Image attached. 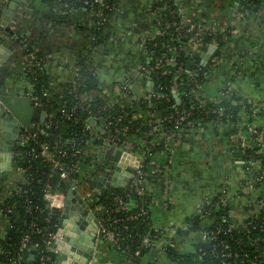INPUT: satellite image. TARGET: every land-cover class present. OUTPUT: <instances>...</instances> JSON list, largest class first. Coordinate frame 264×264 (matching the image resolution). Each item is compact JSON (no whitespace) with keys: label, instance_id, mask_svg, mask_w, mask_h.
<instances>
[{"label":"crops","instance_id":"crops-1","mask_svg":"<svg viewBox=\"0 0 264 264\" xmlns=\"http://www.w3.org/2000/svg\"><path fill=\"white\" fill-rule=\"evenodd\" d=\"M11 1L0 0V104L3 112L9 114L5 117L3 113L0 118L9 121L11 117L17 118L20 129L16 132L17 139L26 130L35 133L46 131L48 128L45 120L57 113L53 105L39 106L34 103V89L27 72L23 41L46 55L45 70L50 94L67 90L86 64L94 67L98 75L99 91L96 95H103L113 104L126 106L140 101L150 90L151 82L140 70L141 64L149 60L141 42L155 37L159 31L158 10L155 7L158 0H112L115 12L109 21L108 36L103 40L96 38L90 31L94 19L92 12L78 6L77 2L18 0L11 19L4 24V16ZM179 1L181 12L185 13L184 23L198 14V27L224 29L222 34L229 30V35L223 36L224 44L216 48L207 63H204L202 54L207 53L211 45H215L211 42L202 46L204 50L198 54L200 63L196 67L191 66V73L203 75L199 83V97L214 99L223 93L237 95L256 106V112L251 116L243 114L241 127L252 125L263 132L264 4L244 19V16H238L241 12L240 0ZM231 26L234 27L228 29ZM19 38L22 39L18 41ZM214 57H218L216 64L212 63ZM199 64L207 70L205 75L198 69ZM117 85L126 86L123 94H116L114 87ZM19 99L31 102L29 111L18 106ZM152 119L147 122L146 131L154 126ZM246 133V130L234 133L232 125L226 122H206L195 133H188L178 141L167 142L165 149L156 151L147 161L143 148L145 133L132 136L135 154L134 160L129 163L133 162L135 166L146 163L150 172L158 167L164 170V178L158 176L148 184L156 201L150 209V220L153 228L167 229L169 232L173 227L183 231L173 236L175 249L179 253L193 251L201 239L194 230L183 229L186 224L197 219L201 202L205 198H217L224 187L231 194L240 193V197H234L235 204L232 207L239 221L243 217L242 205L248 199H264V183L256 180L261 163L249 161L245 157V149L250 146ZM6 141L4 145H8ZM13 153L14 161L8 163V157L0 161L1 238H5L11 228V215L1 208L26 179V172L18 166L14 149ZM119 164L124 162L119 161ZM165 179L169 181L168 189L164 184ZM244 187L250 191L248 196L242 194ZM85 189L84 186L81 191L89 194L90 189ZM76 216L83 217L98 229L96 215L93 222L88 220L87 213L77 208L73 218L76 219ZM208 222L205 220L200 226H206ZM69 229L74 235L71 238L75 237L77 242L81 236H86L83 232L87 231L80 224ZM96 235V256L121 264H133L119 255L111 242L104 238L103 242H99L102 236ZM60 237L66 241L68 235L62 233ZM166 242L167 238L162 237L156 247L158 253L151 256L152 249L147 251L139 264H175L161 249ZM28 258L29 249L25 260Z\"/></svg>","mask_w":264,"mask_h":264},{"label":"trees","instance_id":"trees-1","mask_svg":"<svg viewBox=\"0 0 264 264\" xmlns=\"http://www.w3.org/2000/svg\"><path fill=\"white\" fill-rule=\"evenodd\" d=\"M68 1L77 2L78 6L93 10L95 23L91 24L90 31L99 40H103L108 36L109 21L102 24L99 21L103 16L108 15L111 17L115 12L112 0H105L110 5L106 9H102L100 2H95V0ZM85 1H89V3L87 4ZM240 2L239 9L244 12V19H247V15L257 11L264 4V0H240ZM164 6H166L165 9ZM155 7L161 12V15H158V30L160 32L165 29L166 24L175 23L176 25H182V27L176 30L175 25L170 26L165 29L166 33L156 34L153 40H148V51L153 49V56L155 57L163 54L172 57L177 54L174 47L186 45L197 32L199 15L190 17V21L187 20L184 23L183 15L185 13L178 11L181 7L179 0H158ZM1 14L2 10L0 9ZM233 27H228V29ZM228 31L226 36L229 35ZM223 36L225 34H207L202 38L205 45L214 39H219L221 46L224 44ZM21 39L19 38L18 41ZM155 42H157L156 45ZM28 45L33 48L31 44ZM26 52L27 49L24 47V53L26 54ZM37 54L39 57H46L41 51H38ZM180 54L182 57L178 65L169 64L166 66L169 73L163 74L161 69L156 72L155 82L156 85L159 84L160 86L156 87L157 95L153 96L151 100L141 99L126 106L112 103V106H108L106 109L101 107L107 101V98L96 95V92L99 91L98 75L95 68L90 65L86 64L79 71V75L70 87L63 93L58 94H50L46 70L28 74L30 81L35 83V93L41 98L44 105H53L57 110V113L50 118L52 121L50 127L46 131L39 132L38 138L41 141H48L51 149L56 152L60 149L66 150L69 157L63 158V161L67 162L69 166L83 167H77L71 171V178L78 181L79 190H82L84 186L85 190L95 187L99 174L105 170L104 158L98 155L97 150L95 151L96 145H101L102 139L101 137L98 138L97 134L92 133L87 124L89 117L93 114L110 116V119H115L114 122L121 115L122 120L109 127L112 137L118 134L122 140H125L128 138L133 139L132 136L134 135L145 133L146 143L143 148L150 153L165 149L169 141L183 138L188 133V127L186 126L188 120H191L196 128L206 122H226L232 125L234 133L246 130V134L249 135L246 126L241 127L242 117L243 114L251 116L256 112V106L232 93L229 95L223 93V95L221 94L214 99L199 97V86L194 87V80L199 84L203 75L196 76L190 70L191 66L196 67L197 63H200V56L187 49L181 50ZM179 65L183 66L181 72L177 71ZM173 84L177 85L178 98L174 93ZM195 88L196 91H193ZM86 96H92V98L86 99ZM62 108H65L71 114V117L64 116L60 111ZM213 108L217 109L218 112L211 111ZM148 111L153 115L149 116ZM177 111L188 112L189 116L185 122L177 123L175 120L179 114ZM140 112L142 113L140 117H133L135 113ZM152 117V120L159 121L153 123L154 126L150 128V131H146V124ZM123 127H127L125 135L116 132V128ZM161 132L164 133V136H161ZM173 133L174 136H171ZM180 134L182 136H179ZM104 136L107 137L108 134H104ZM32 148L38 151L39 143L29 139L25 142L17 141L14 144L15 151H22L21 155H17V163L18 166L26 170L28 181L21 183L2 206L11 215V228L5 238L0 237V264H13L15 260L20 261V264H55L57 261L58 254L52 236L63 224L65 215H62L60 209L52 211L48 208L44 194L47 190H58L67 193L68 182L62 180L60 173L42 156L28 154L27 151ZM76 148H80L81 151L73 154ZM245 154L249 161L259 160L262 166L261 169H263L264 148L255 140H250V146L246 147ZM148 159L149 157L146 161ZM142 168L147 169L146 163ZM148 179L152 182L156 180L153 176L148 177ZM116 197H120L124 201V207L116 203ZM97 198L98 200L91 206L94 207L97 204L105 208L97 214L102 217L104 227L108 231L116 233L118 247L115 250L126 260L132 261L133 264L141 263L143 256L149 251L147 247L142 245L144 236L148 234L157 235L151 225L150 210L147 214L140 213L141 208H147L152 198L151 193H139L136 190V185L130 183L123 187L111 186L107 192L97 195ZM8 209L13 212H9ZM225 212L226 210H220L216 215L220 218ZM136 215L138 216L136 217ZM128 216L131 217L128 218ZM197 220L198 218L192 225L194 231H198L203 227L197 223ZM258 222V220H254L253 224L257 225ZM33 223H35V226H33ZM217 226L220 227L215 225L212 229H217ZM226 227V224L222 225V228ZM37 229H41V231L38 232ZM181 232L183 231H179V233ZM26 233L30 236L28 245L37 246L33 263H28L25 260L28 255V248L22 246V240ZM247 235L260 237L261 240L257 245H253L247 240ZM221 240L230 243L233 250L240 252L241 259H243L244 252L253 257L255 254L262 253L264 249V231L260 230L259 227L249 226L247 231L246 228L238 226L230 233L220 232L217 249L221 248L219 244ZM200 247L203 250L207 248L201 244H196L193 251L182 254L176 249L168 247L165 253L175 264H203L200 259L202 254ZM136 250H140V254L134 256ZM206 251L210 254L212 249H206ZM205 258L204 261H209L208 256H205Z\"/></svg>","mask_w":264,"mask_h":264},{"label":"built area","instance_id":"built-area-1","mask_svg":"<svg viewBox=\"0 0 264 264\" xmlns=\"http://www.w3.org/2000/svg\"><path fill=\"white\" fill-rule=\"evenodd\" d=\"M95 2H100L101 6L103 7L102 9H106L109 8L110 5L108 3H106L105 1H100V0H95ZM85 3H89V1H85ZM164 9L166 8V6L163 7ZM101 9V10H102ZM93 14V16L95 15L93 10H90ZM178 11H181V7L178 9ZM158 15H161V12L158 11ZM239 17H243L244 13L243 12H239ZM111 17H109L108 15L103 16L99 23H105L107 21H110ZM95 21L93 19L92 24H94ZM175 25V29L178 30L180 29V27H182V25H176L175 23H171V24H166L165 25V29L169 28L170 26H174ZM163 31H158L157 34L159 33H166V30ZM224 33V29L223 30H219V29H212V28H206L203 26H199L197 32L195 33V35L193 37L190 38V40L188 41V43L186 45H182L180 47H174V49L177 51V54H175L174 56L170 57L167 56L166 54H163L161 56H153V49L148 51V40H153L155 37H152L150 39H144L142 40L141 44L144 48V50L146 51L147 54V58L149 59L147 63L145 64H141L140 70L142 72V74L147 77L146 79L148 80V82L150 81L152 84V86L150 87V90L147 91L145 93V95L143 96L142 99L144 100H151V98L153 96L157 95V91H156V87L160 86L159 84L156 85L155 82V74L158 70L161 69L162 73H169L168 69H166V66L169 64L172 65H178L179 61L177 60L178 57H182L180 54L181 50H189L191 51L193 54H200L204 48H202V46L204 45L203 42V36L207 35V34H213V35H219ZM226 34V33H225ZM0 35L2 36V31L0 29ZM224 35V34H222ZM210 43V42H209ZM212 44L217 45V47L220 46V41L219 39H214L211 41ZM29 43L26 41H23V46L27 49V52L25 54V59H26V64H27V72L28 74L31 73H35L38 71H44L45 70V64L47 62V58L46 57H39L37 52L39 51L37 48L33 47L30 48ZM157 44V42H155V45ZM218 62V57H214L212 63L216 64ZM150 63V64H149ZM198 69L200 71H202V73L205 75L207 73V70H204V67L201 66L200 64L198 65ZM82 69H80L79 71H81ZM183 70V66L179 65L177 68V71L181 72ZM79 75V72L78 74ZM147 82V83H148ZM195 84L194 87H198L199 84L196 80H194ZM33 85V89H34V94H33V100L34 103L36 105L42 106L44 103L42 102L41 98L35 93V83L32 82ZM114 89L116 90V94H123V92L126 90V86H120L117 85L114 87ZM173 89H174V93L178 98V90H177V85L173 84ZM193 91H196V88L193 89ZM47 95L48 92L46 91ZM101 95V94H100ZM94 97V95H92ZM92 96H86V99H91ZM103 97V95H102ZM137 102V101H135ZM135 102H131L130 104H133ZM108 106H112V103L110 101H106L101 108L106 109ZM64 116L66 117H71V114L65 109L62 108L60 110ZM211 111L213 112H218L217 109H212ZM149 116L153 115L151 112H149ZM177 113H179L177 115V117L175 118V120L177 121V123H183L187 120V117L189 116L188 112H179L177 111ZM142 115V113H135L133 115V117L138 118ZM51 116H49V119L45 120V126L47 128L50 127L52 121L50 120ZM90 119H94V123L90 121ZM122 120V116L120 115L119 117L116 118V122L115 119H110V116H103V115H91L88 119V127H90L92 133L97 134V136H100L102 141H101V145H103V150H107L110 147H113V155L116 154L117 150H122V155L120 156V158L116 161L113 160H105V170L104 172L100 173L96 182V186L91 188L90 191L88 192L89 194H84L82 195L84 198V201L87 205L88 208V212H93L96 215V222L98 224V229H97V234L102 236L101 238L107 239L109 242H111L112 247L116 248L118 247V240L116 237V233L113 231H108L104 225H103V219L101 216H99V214H97V212H100L101 210H104L105 208L102 205H97L95 204L94 207L91 206V204H93L94 202H96L98 200L97 195H101L102 193H105L101 188H99V186L97 185L99 178L101 176L107 177V176H112L117 172H121L123 170L129 171L130 173V177L128 180L127 184L132 183V185H136V190L139 193H151L149 188H148V184L151 183L152 181L148 179V177L153 176L155 179L159 176L161 178H164V170H162L161 167H158L154 170H152L151 172L148 171V169L144 170L142 167L145 166V164H138V165H133V162L129 163V161H133L134 157L133 155L134 153V142L132 139L128 138L125 140H122L118 134L114 135L112 137V134L110 133V129L109 127L112 126L114 123L117 124L118 122H120ZM154 123H156L159 120H152ZM186 126L188 127V133H195L197 128L194 125V123L191 120H188L186 122ZM243 126V124H242ZM247 131L249 132V135L247 134V137L249 140H255L261 147L264 148V142H263V132L261 129H258L252 125H248L247 127ZM126 130L127 127H123V128H116V132L122 135L126 134ZM187 133V134H188ZM104 134H108L107 137L104 136ZM39 132H31V131H24L19 139H17L15 141V143L17 141H28L30 140H34L36 142L39 143V150L37 151L35 148H32L30 150L27 151L28 154L30 155H40L42 156L46 161H48V163H50L54 169H56L59 173H60V177L62 180L68 182V191L70 189H77L80 193L81 190H79L78 188V181L77 180H72L71 178V171H73L75 168H80L82 166H77V165H73V166H69L67 162L63 161V158H67L69 157V153L64 150V149H60L57 152L52 150L50 147V143L48 141H41L38 138ZM174 136V133L171 134V136ZM161 136H164V133L161 132ZM170 136V137H171ZM179 136H182V134H180ZM173 138V137H172ZM180 138L176 139V141H178ZM146 143V140H143V144ZM99 145H96V149L97 147H99ZM80 148H76L73 151V154H76L78 152H80ZM86 151V149H85ZM128 153L129 156H125L124 153ZM145 157L146 159L149 157L151 158L152 155L154 153H150L147 150H145ZM98 153V151H97ZM22 151H15V155H21ZM99 155V154H98ZM130 158V159H128ZM119 161H123L124 164H119ZM256 163L259 160H255ZM254 161V162H255ZM130 164V165H129ZM83 168V167H82ZM25 170V169H24ZM26 171V170H25ZM85 172V171H84ZM256 180L264 183V167L263 169H260L257 176H256ZM28 179L26 177L25 182H27ZM164 184L166 186V188L168 189L169 186V181L167 179H165ZM89 189H87L88 191ZM67 191V192H68ZM242 194L243 196H248L250 194V191L244 187L242 189ZM152 195V193H151ZM240 197L241 194L240 193H236V195L231 194L228 191V188H223L221 190L220 195L215 198V199H209V198H205L200 205V209H199V213L197 214V223H203L205 220L209 221L208 224L206 226H203L200 230H198L201 234V239L199 241L198 244H201L205 247L207 243L210 244L209 247H207L206 249H212L211 253H207L206 249L203 250L202 247H200V250L202 251L201 257L200 259L203 261V264H264V249L262 251V253L260 254H255L253 257L249 255V253L244 252L243 253V259H241V254L238 251L233 250L232 246L230 245V243L224 242V240H221V242H219V244L221 245L220 249H217L218 247V238H219V233L220 232H224V233H230L232 230L236 229L238 226H242L244 228L247 229V231L249 230V226L251 227H259L260 230L264 231V214H263V210H264V199H260L259 201L255 200H251L248 199L247 202L245 204L242 205L243 209H242V213H243V217L242 220L239 221L237 218H235L234 214H233V210L232 207L234 206V197ZM66 197H67V193H64L62 191H51V190H47L44 194V198L46 200V206L48 208H50L52 211L55 209H60L62 212V215H65V217L63 218V221L67 218V211L65 209L66 207ZM115 201L117 204L122 205L124 207V201L120 198V197H116ZM155 199L152 196L150 202L148 203L147 208H141L140 213L142 214H147L149 213V210L151 209V207L154 205L155 203ZM2 211L5 212L4 208H1ZM31 209V208H30ZM220 210H226V212L221 215L220 218L217 217L216 213ZM9 212H13L11 209H8ZM107 211V209H106ZM138 215H136L137 217ZM131 216H128V218ZM252 219V220H251ZM118 220H123V219H118ZM251 220V221H250ZM258 220V224H253V221ZM194 224V222L188 223L186 224L185 228L183 229L184 231H189L192 230V225ZM226 224L227 227L226 228H222V225ZM253 224V225H252ZM215 225H219L220 227L217 226V229H212L213 226ZM33 226H35V223H33ZM62 226V225H61ZM60 226V227H61ZM59 227V228H60ZM58 228V229H59ZM38 232L41 231V229H37ZM154 231L157 233V235H146L144 236L143 239V243L142 245L147 247L149 250L156 248L158 245V241L162 238V237H166L167 238V242L161 246V249L165 252L166 249H168V247H172V248H176L175 246V241L173 239V236L177 233H179V231H182L180 229L177 228H173L171 227L169 229V232L167 229H158V228H154ZM58 232V230H57ZM57 232L53 234V242L55 244V240L58 237ZM247 240L253 244V245H257L259 243V241L261 240L260 237H250L249 235L246 236ZM30 239V236L28 233H26L23 236V240H22V246L25 248L30 249V247H32L33 245L29 246L28 245V241ZM56 249V248H55ZM243 250V249H242ZM58 250L56 249V252ZM140 254V250H136L134 252V256L139 255ZM205 256H208L209 261H204L206 260ZM216 258H218L217 260H215ZM20 263V261L15 260L13 263Z\"/></svg>","mask_w":264,"mask_h":264},{"label":"water","instance_id":"water-1","mask_svg":"<svg viewBox=\"0 0 264 264\" xmlns=\"http://www.w3.org/2000/svg\"><path fill=\"white\" fill-rule=\"evenodd\" d=\"M17 1L18 0H12L9 3V9L6 11L3 20L4 24H6L7 21L11 19V16L13 15L15 9L18 6ZM216 48L217 45H211V47L208 49V52L202 54V56L204 57V63H207L210 60L211 55L214 53ZM177 60L180 61L181 57H178ZM144 82L145 81H143V83ZM152 84L153 83H151V85ZM3 110L0 104V115L4 113ZM5 115H6L5 117L9 116L8 113ZM15 115L18 116V113H16ZM18 130L20 129L18 127L17 118L11 117L10 121L7 119L5 120L3 118H0V149H2V152L0 153V161L3 162L5 157L9 158L8 163L14 161L13 149H14V142L17 140L16 132ZM4 140H7L6 142H8L7 143L8 145H6V143L5 145L3 144ZM263 142H264V129H263ZM98 150H99L98 154L100 156H103L106 159L113 161H117L123 153L122 150L119 149L116 151V154L113 155V147H110L106 151H103V145H100ZM124 155L129 156V154L126 152L124 153ZM129 177H130L129 171L123 170L121 172L115 173L112 176H107V177L101 176L99 178L97 185L104 192H107L109 187L111 186L123 187L127 185ZM77 208L82 213H87L88 220H92L94 222L95 214L93 212H88L87 205L81 193H79L77 189H70L67 192V197H66V210L68 212V216L63 221L62 226L58 229L57 235L59 237H57L55 240L56 249L58 250L57 251L58 257L55 264H121L118 262H113L111 260H106L103 257H98L94 254L97 228L93 226V224H89L88 221L81 216H76V219L73 218V216L77 212ZM78 224L81 225L82 229H86L87 231L85 233L83 232V235L86 236L85 237L81 236L79 242L75 240V237L71 238V236L74 235L71 234V229H69V227L71 226L76 228ZM85 225H89V226L86 227ZM62 233H66V235H68L66 241L60 239ZM103 241H104L103 238L99 239V242H103ZM206 246L209 247L210 244L207 243ZM36 251H37L36 245L30 247L29 258L26 260L28 263H33L35 261ZM157 253H158L157 249L153 248L150 254L151 256H154ZM13 264H20V263L17 262Z\"/></svg>","mask_w":264,"mask_h":264},{"label":"rangeland","instance_id":"rangeland-1","mask_svg":"<svg viewBox=\"0 0 264 264\" xmlns=\"http://www.w3.org/2000/svg\"><path fill=\"white\" fill-rule=\"evenodd\" d=\"M18 106L22 109V110H24V111H29V108L32 106L31 105V102L30 101H27V100H24V99H19L18 100ZM81 190V189H80ZM81 192V194L82 193H84L83 191H80ZM85 194V193H84ZM83 195V194H82ZM195 232H197V233H195V234H197V237H199V239H200V236H201V234H200V232L199 231H195Z\"/></svg>","mask_w":264,"mask_h":264}]
</instances>
